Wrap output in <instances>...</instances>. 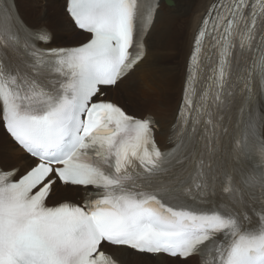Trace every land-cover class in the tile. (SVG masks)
Returning <instances> with one entry per match:
<instances>
[{
  "label": "snow or ice",
  "instance_id": "6c2138e0",
  "mask_svg": "<svg viewBox=\"0 0 264 264\" xmlns=\"http://www.w3.org/2000/svg\"><path fill=\"white\" fill-rule=\"evenodd\" d=\"M159 9L64 0L60 45L0 0V264H264V0H209L163 146L113 95Z\"/></svg>",
  "mask_w": 264,
  "mask_h": 264
},
{
  "label": "bare ground",
  "instance_id": "6f19581e",
  "mask_svg": "<svg viewBox=\"0 0 264 264\" xmlns=\"http://www.w3.org/2000/svg\"><path fill=\"white\" fill-rule=\"evenodd\" d=\"M59 1L61 2V0ZM62 2L64 8V0H62ZM43 3L44 0H16V5L23 19L31 25L47 27L53 33L55 41L56 37H62L63 39L65 36L69 37L72 34H76V38H82L69 27L67 17L63 13L61 7L49 6L48 4ZM208 3L209 0H160V9L157 13L156 22L149 40L148 59L124 82V95L133 99L136 102L135 105L141 103V105H136L139 107L141 114H151L155 120L159 121V131L157 132L156 138L162 146L168 135V129L174 118L177 102L180 96L185 56L188 51L190 37L196 27L197 18L203 14ZM48 9H56L60 18V24L55 23L54 27H52L53 30L47 26L51 23L50 16H48ZM164 38L172 39L173 42L170 45H165ZM71 40H73V38ZM60 45L69 44L61 43ZM178 50H180L179 53L177 52ZM173 60L175 64L171 63ZM159 69H161V71L163 69L167 70L165 72L169 73L171 84H173L172 92H174L176 100L171 101V103H169L170 101L163 103L159 102V105L153 107L152 110L150 108V110H147L145 101L149 100L151 97L157 98L158 91L157 88L150 87L151 89L148 91L146 90L147 94L142 96L145 93H141V85L148 76L151 77ZM164 75H166V73ZM147 86H144L143 88ZM139 94H142L141 97L143 99H140ZM4 139L7 143H4L2 147H5V150L8 147L9 151L16 155V153L11 151L12 145L8 138L4 137ZM114 259L117 260L118 264H158V261L149 260L135 254H116L114 255Z\"/></svg>",
  "mask_w": 264,
  "mask_h": 264
},
{
  "label": "rangeland",
  "instance_id": "374dc122",
  "mask_svg": "<svg viewBox=\"0 0 264 264\" xmlns=\"http://www.w3.org/2000/svg\"><path fill=\"white\" fill-rule=\"evenodd\" d=\"M44 3H46V4H48L49 6L50 5H52V6H58V7H61L62 8V10H63V2H62V0H61V2L59 1V0H44ZM43 3V4H44ZM60 5V6H59ZM48 11V16H50L49 18L51 19V23H49L47 26H49L50 28H52V27H54V25H55V23L56 24H60V18H59V16H58V14H57V11H56V9H48L47 10ZM63 13H64V11H63ZM52 30H53V28H52ZM77 36H76V34H72L71 36H65L63 39H62V37L61 38H57L56 37V43L57 44H71V43H76L80 38L78 37V38H76ZM66 38V39H65ZM73 38V40H71ZM173 42V40L172 39H167V38H164V44L165 45H170L171 43ZM178 53L180 52V50H178L177 51ZM179 55V54H178ZM168 63V62H167ZM171 63H173V64H175L174 63V60L171 62ZM178 64V63H177ZM165 71H167V70H162L161 71V69H159V70H157L151 77H147L146 79H145V81H143V83H142V85H141V93L142 94H144V95H142V94H139V97H140V99H143L142 97H141V95L142 96H145L146 94H147V91L149 90V89H151V88H157V94H158V97L157 98H154V97H151L149 100H146L145 102H146V104H145V106H146V108H147V110L150 108L151 110H152V108L153 107H155L156 105H159L158 103L159 102H161V103H163V102H167V101H170L169 103H171V101H173V100H176V98L174 97L175 96V94H174V92H172V89H173V84H171V79H170V75H169V73L168 72H165ZM162 72H163V74H162ZM166 73V75H164ZM168 73V74H167ZM165 76V77H164ZM169 77V78H168ZM160 78V79H159ZM151 79H152V81H151ZM154 79H156V80H154ZM158 80V81H157ZM163 80V81H162ZM149 81H150V83H149ZM147 83V84H146ZM170 83V84H169ZM144 84V85H143ZM151 86H150V85ZM157 84V85H156ZM123 85V86H122ZM121 85V88H120V90H119V94L118 93H114V97L116 98V99H118L119 101H120V103L122 104V105H124L128 110H130V111H132V112H134V113H136V114H141V112H140V110H139V107H137L136 105H141V103H137L136 105H135V101L133 100V99H131V98H129V97H127L126 95H124V84H122ZM147 85H149V86H147ZM144 86H147V87H145V88H143ZM151 87V88H150ZM142 90H144V91H142ZM147 90V91H146ZM139 91H140V89H139ZM160 91V92H159ZM160 96V97H159ZM172 99H171V98ZM161 98V99H160ZM124 99V100H123ZM131 100V101H129V100ZM152 99V100H151ZM155 99V100H154ZM163 99V100H162ZM134 104H133V103ZM148 103V104H147ZM149 105V106H148ZM149 109V110H150ZM147 112V111H146ZM149 112H151V111H149ZM4 137H6V136H3V135H0V159H3V160H5V161H7V160H9V158H11V159H14L15 158V156L17 155H15V154H12L10 151H9V148L7 147V149L5 150V147L3 148L2 147V145L4 144V143H7V141L4 139ZM8 151V152H7ZM10 152V153H9Z\"/></svg>",
  "mask_w": 264,
  "mask_h": 264
}]
</instances>
